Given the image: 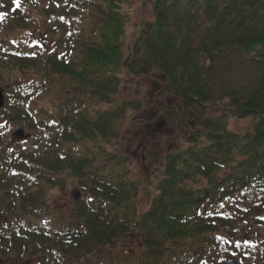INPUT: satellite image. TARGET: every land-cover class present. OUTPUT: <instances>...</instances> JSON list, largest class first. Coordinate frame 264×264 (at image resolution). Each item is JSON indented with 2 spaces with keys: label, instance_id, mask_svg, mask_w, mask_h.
<instances>
[{
  "label": "trees",
  "instance_id": "obj_1",
  "mask_svg": "<svg viewBox=\"0 0 264 264\" xmlns=\"http://www.w3.org/2000/svg\"><path fill=\"white\" fill-rule=\"evenodd\" d=\"M131 6L0 0V73L41 71V80L16 84L6 98L4 112L15 115L8 120L34 137L24 152L19 145L0 159V210L9 215L0 255L41 257L38 264H264V0H153L152 19L128 49ZM37 29L58 37L51 51L16 43L18 33ZM201 58L210 60L207 68ZM241 61L261 70L256 89L247 99L227 95L186 149L165 154L142 211L132 160L113 130L129 106L116 98L123 75L159 70L164 92L185 111L204 110L216 95L205 73ZM232 119L254 124L237 133ZM5 133L0 128V149ZM73 178L79 196L54 209L49 192ZM243 230L249 237L259 230L261 240L237 242ZM131 236L136 246L121 251Z\"/></svg>",
  "mask_w": 264,
  "mask_h": 264
},
{
  "label": "rangeland",
  "instance_id": "obj_2",
  "mask_svg": "<svg viewBox=\"0 0 264 264\" xmlns=\"http://www.w3.org/2000/svg\"><path fill=\"white\" fill-rule=\"evenodd\" d=\"M133 6L130 8L131 23L128 26L126 44L128 49L133 45L144 23L152 19V3L153 0H132ZM22 35L19 37V35ZM16 43L23 47L28 44L43 43L48 46L46 51H51L56 42V38L46 39L43 37L39 29L32 33H18ZM15 36V38H16ZM73 64V58H70ZM240 61V60H239ZM200 62L205 68L210 65L208 58H201ZM41 71L37 69L31 70L25 74L0 73V87L4 89L5 105L0 112V128L6 130L4 141L6 143L0 149V159L3 154L10 153V150L19 146L20 151L25 150L27 143L30 144L34 135L24 128L23 124H15L8 120L4 108L6 106L7 94L11 92L13 86L23 85L27 82L41 80L38 74ZM206 79L209 81L215 98L207 104V107L202 110L198 106L192 105L188 111H185L183 103L177 98L165 93V86L162 83V75L159 70H156L151 77L123 75V82L119 84L116 94L119 103H127L125 108L124 119L114 126V131H117L120 141L123 143V155L128 157L127 165L133 170V178L138 181L141 188V210L148 208L152 197L153 187L158 180H155V171L163 170V160L166 153L171 154L179 150L186 149L188 138L192 132L198 128L204 117H211L217 111H220L231 97L247 99L252 91L257 87V82L261 76V70L249 63H242L230 70L226 67L219 66L218 70L205 73ZM39 77V78H38ZM70 88V79H64ZM17 84V85H16ZM231 96L230 98L228 96ZM93 108V106L91 105ZM172 108V112L169 111ZM175 111V113L173 112ZM254 124L252 119L237 120L232 119L230 128L237 133L249 131ZM23 130L24 135L19 137L17 134ZM182 132V133H181ZM171 140L170 143H168ZM205 142V141H204ZM201 141V143H204ZM25 147V148H24ZM21 148L23 150H21ZM41 157L48 158L47 153L43 151ZM163 157V158H162ZM125 162V160H123ZM1 164V162H0ZM79 181L68 179L62 184L55 186L47 196V202L54 204V209L65 208L69 206L76 197L79 196ZM1 203V197H0ZM1 209V205H0ZM1 223L0 229L9 219V215L4 214L0 210ZM260 231L258 230L255 237H249L244 230L237 238L240 243H255L260 241ZM135 240L133 236L127 238L119 245L121 251L134 247ZM136 246V244H135ZM102 259L103 255L100 256ZM41 257L34 261L26 259L25 261H17L16 254L10 253L8 256L0 255V264H38ZM237 264V263H236Z\"/></svg>",
  "mask_w": 264,
  "mask_h": 264
},
{
  "label": "water",
  "instance_id": "obj_3",
  "mask_svg": "<svg viewBox=\"0 0 264 264\" xmlns=\"http://www.w3.org/2000/svg\"><path fill=\"white\" fill-rule=\"evenodd\" d=\"M5 105V94H4V89L2 87H0V112L3 109ZM24 131L21 130L18 132V136L22 138V136L24 135ZM0 223H1V215H0ZM224 264H236L234 259H229L227 260Z\"/></svg>",
  "mask_w": 264,
  "mask_h": 264
},
{
  "label": "snow or ice",
  "instance_id": "obj_4",
  "mask_svg": "<svg viewBox=\"0 0 264 264\" xmlns=\"http://www.w3.org/2000/svg\"><path fill=\"white\" fill-rule=\"evenodd\" d=\"M19 3V0H17V4ZM4 17L2 15H0V21H3ZM2 127V126H0Z\"/></svg>",
  "mask_w": 264,
  "mask_h": 264
}]
</instances>
